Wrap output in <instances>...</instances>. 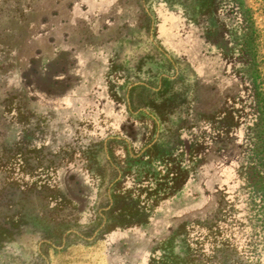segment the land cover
<instances>
[{"label": "rangeland", "instance_id": "rangeland-1", "mask_svg": "<svg viewBox=\"0 0 264 264\" xmlns=\"http://www.w3.org/2000/svg\"><path fill=\"white\" fill-rule=\"evenodd\" d=\"M74 1L0 0V264H264V0H155L67 108L35 53Z\"/></svg>", "mask_w": 264, "mask_h": 264}, {"label": "crops", "instance_id": "crops-1", "mask_svg": "<svg viewBox=\"0 0 264 264\" xmlns=\"http://www.w3.org/2000/svg\"><path fill=\"white\" fill-rule=\"evenodd\" d=\"M155 0H75L72 22H83L90 38L81 42L73 35L51 31V38L36 57L47 68L43 75L51 86H42L45 98L69 108L93 100L95 89L107 93V76L122 54H139L140 11L151 10ZM83 12V13H81ZM78 17V18H76ZM68 58V63L64 62ZM128 57V56H127ZM49 88L51 90H49ZM88 93V94H87ZM105 107L109 108L107 102Z\"/></svg>", "mask_w": 264, "mask_h": 264}]
</instances>
